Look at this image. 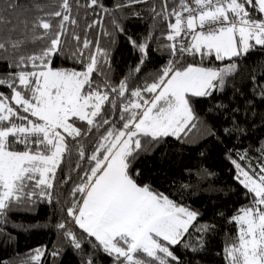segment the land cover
Wrapping results in <instances>:
<instances>
[{"label":"snow or ice","instance_id":"6c2138e0","mask_svg":"<svg viewBox=\"0 0 264 264\" xmlns=\"http://www.w3.org/2000/svg\"><path fill=\"white\" fill-rule=\"evenodd\" d=\"M147 2L125 0L113 10ZM93 6L110 13L100 0H89L88 7ZM60 8L63 11L33 23L34 29L44 30L35 39H43L52 33V20L60 18L48 46L18 57L10 65L16 71L0 76V86L6 85L11 91L10 96L0 92V222L14 205L52 202L57 172L73 153L71 138L78 156L73 171L79 182L62 210L86 234L92 248L111 257L113 264H183L175 249L183 245L198 253L204 248V234L214 225L199 223L200 210L142 183V171L136 167L138 157L145 152V139L155 143L164 137L187 136L200 121L194 98L223 91L227 78L238 69L237 58L264 48V0H161L159 11L153 4L149 11L154 20L174 19L163 36L168 43L161 46L172 59L153 82L135 89H130L129 79L147 61L153 32L149 31L141 42L128 37L141 58L135 69L114 86L109 77L110 53L100 47L99 40L95 50L88 51L92 41L85 36L81 44L80 36L73 32L77 47L70 58L82 68L54 66V57L62 53L68 24L76 23L65 14L70 10L69 0H62ZM97 23L100 21H93L89 28ZM113 24L123 32L115 20ZM7 43L19 49L23 41L9 37ZM5 48L6 43L0 40V49ZM197 55L200 64L183 63L184 57ZM212 56L229 63L203 66L204 58ZM94 74L103 81L94 79ZM109 111L118 112L120 126L107 115ZM78 122H86L87 129L78 127ZM93 131L98 135L89 152L84 139L91 143ZM245 158L246 154L240 155L241 160ZM231 162L237 169L236 179L252 199L229 219L237 231L224 245L225 264H264V164L258 165L257 172L250 165L246 169L237 160ZM70 180L67 176L63 183ZM68 223L62 221L56 227L64 230V238L72 247L82 250V239L67 227ZM193 231L200 234L194 242L188 239ZM33 251L30 260L38 262L44 250ZM58 254L51 253L53 257ZM84 264H95L94 255L89 254Z\"/></svg>","mask_w":264,"mask_h":264},{"label":"trees","instance_id":"16d2710c","mask_svg":"<svg viewBox=\"0 0 264 264\" xmlns=\"http://www.w3.org/2000/svg\"><path fill=\"white\" fill-rule=\"evenodd\" d=\"M100 2L110 13L97 6L88 7L89 0H69L70 10L65 14L76 23L68 24V34L62 37V53L54 57V66L82 68L70 58L77 47V42L72 39L75 32L80 36L81 44L85 36L92 41L88 51L95 50L97 40L101 48L109 51L110 82L118 85L135 69L141 58V53L133 48L128 37L141 42L152 31L154 38L150 41L149 57L141 71L131 76L129 85L130 89H135L143 87L146 82H153L161 68L172 59L169 51L161 46L168 43L163 36L168 31L167 24L174 23V19H153L149 9L155 4L159 11L161 0H148L146 4L120 10L113 9L117 3L124 4L125 0ZM61 3L62 0H0V17L3 18L0 21V40L6 43V48L0 49V76L16 71L10 65H14L18 57L31 55L48 46L60 18L52 20V33L43 39H35L44 30L34 29L33 23L40 17L49 18L48 14L52 12L63 11ZM10 4L15 7L10 8ZM136 12L140 15H133ZM255 16L260 18L258 12ZM97 20L100 23L89 28ZM113 20L123 28V32L115 27ZM9 37L23 41L21 47L12 48L7 43ZM236 62L238 69L227 78L223 91H216L210 97L194 98L196 113L200 117L196 127L180 139L169 136L155 143L145 139V152L140 154L136 164L142 171V183H149L154 190L200 210L199 223L214 225L204 234V248L198 253L186 250L183 245L175 249L183 264H225L224 245L231 242L237 231L236 224L229 223V219L238 209L249 205L252 199L251 195L246 196L247 189L236 179L237 169L231 161L237 160L246 169L250 165L257 172L258 165L264 164V151H261L264 142V97L261 96L264 48L258 47L246 57L237 58ZM183 63L200 64L201 58L199 55L186 56ZM202 63L205 67H222L229 61H217L212 56L204 58ZM93 78L103 81V77L95 74ZM0 92L11 95L6 85L0 86ZM107 115L114 117L120 126L118 112L109 111ZM77 126L87 129L86 122H78ZM97 135L93 131L91 143L88 138L84 139L89 144V152ZM68 140L73 153L63 161L62 170L57 172L52 202L37 200L35 204L25 201L14 205L0 222V264H84L89 254L94 255L95 264H113L111 257L92 248L86 234L62 210L70 203L71 189L79 182V176L73 171L78 160L75 142L71 138ZM241 154H246V158L241 160ZM83 164L86 167L87 161ZM80 172L82 175L83 169ZM67 176H71V180L63 183ZM66 220L69 221L67 227L82 239V250L72 247L64 238V230L57 229L56 225ZM199 235L193 231L188 239L194 242ZM37 248L44 250V254L38 262H32L30 256ZM53 251L59 254L53 257Z\"/></svg>","mask_w":264,"mask_h":264}]
</instances>
